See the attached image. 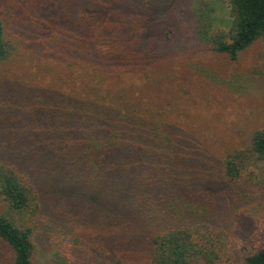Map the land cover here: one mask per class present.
Wrapping results in <instances>:
<instances>
[{
  "label": "trees",
  "instance_id": "16d2710c",
  "mask_svg": "<svg viewBox=\"0 0 264 264\" xmlns=\"http://www.w3.org/2000/svg\"><path fill=\"white\" fill-rule=\"evenodd\" d=\"M226 1L230 26L207 44L233 61L264 41V0ZM165 14L159 0H0V63L27 52L80 82L67 91L0 76V264H36L37 225L63 230L48 264L229 261L214 222L249 196L238 184L264 160V127L213 158L131 100L129 82L164 68ZM237 264H264V243Z\"/></svg>",
  "mask_w": 264,
  "mask_h": 264
},
{
  "label": "rangeland",
  "instance_id": "374dc122",
  "mask_svg": "<svg viewBox=\"0 0 264 264\" xmlns=\"http://www.w3.org/2000/svg\"><path fill=\"white\" fill-rule=\"evenodd\" d=\"M159 1L167 13L162 19L169 18L174 26L170 40H164L166 58L157 63L164 68L151 82H129L127 88L134 93L131 100L143 109L162 112L180 135L192 139L213 158L222 159L230 150L244 149L251 135L264 127V41L254 42L232 61L225 54L211 52L207 44L210 36L230 26L226 0ZM22 53L0 63V76L26 86L67 91L80 83L55 63L27 52L20 56ZM7 107L0 99L1 122ZM238 189L249 196L235 212L214 222L228 236L226 264H237L253 245L264 243V160L248 167ZM6 212L0 200V213ZM14 217L18 223L30 224L31 219L25 216ZM62 231L35 226L36 264L53 259L57 246L52 240L62 236ZM69 239L70 233L65 245Z\"/></svg>",
  "mask_w": 264,
  "mask_h": 264
}]
</instances>
